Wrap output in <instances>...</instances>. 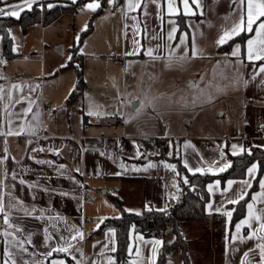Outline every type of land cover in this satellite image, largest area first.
<instances>
[{"label":"crops","instance_id":"1","mask_svg":"<svg viewBox=\"0 0 264 264\" xmlns=\"http://www.w3.org/2000/svg\"><path fill=\"white\" fill-rule=\"evenodd\" d=\"M44 2H48L46 3L48 6L51 3L68 4L72 0H37V3L34 4L43 6ZM202 3L205 15L202 17L182 16L185 28L181 30L188 31L187 25L190 23L199 24L200 31L196 33L197 43L210 56L222 59V54L231 49L219 51L214 41L220 34L221 27L226 23L224 18L231 15L230 0H202ZM12 4H20L23 11L29 10L24 6L23 0H0V7H4L6 11L11 10L8 6ZM158 4L165 5V0H158ZM80 8L77 11H80ZM148 11L151 13L146 18L149 34L153 31L160 32L162 29L166 34L169 28L168 20H177V17L170 18L165 14L164 20L161 21L158 15V5L149 4ZM76 12L63 14L74 15ZM131 16L141 17V14L130 12L128 13L129 18H125L120 12H116L115 28L119 29L118 44L111 43L110 39L106 42L109 37H105L101 44L90 45L83 41L76 46L73 36L68 47L69 54H72V47L75 46L76 52L81 55L83 82L80 88L77 85L76 70L73 67L60 68L61 64L67 62V57L59 58L51 54L48 61L44 56H38L32 50H27L31 54L22 59L30 63L38 61L41 68L39 72L30 70L28 73L20 74L14 69L7 68L13 61L21 59L20 53L13 51L14 56L8 57L12 59L11 63L0 69V76L4 77L0 79V87L4 89L3 93H0L2 96L0 99V131H6L9 122L15 130L18 125L22 123L26 125L32 120L31 113L26 118L22 114L23 109L27 106V100H24L23 103L14 102L15 99L24 97L35 101L33 112L37 111L38 106L41 113L40 129L43 131V136L39 137L37 141L34 136L27 134L21 137L0 136V150L4 149L6 140L8 152L15 158V161H19V164L10 161L7 165L8 168L17 172L25 171L26 174L23 178L29 183H36L40 186L32 190L18 186L13 194L22 197L29 207L35 205L38 209H44V217L48 220V224H45V220H35L25 216L21 210H14L13 216L19 217L18 223L25 229L23 234H18V238L33 233V242L39 245L43 240V227L57 224L58 228L63 231L66 225H78L83 229L85 239L71 241V243L75 245V248L80 249L79 252L73 250V255L80 259L82 264H92L93 261L96 264H107L106 255L113 256V252L104 248L105 244H109L111 247L109 229L103 232L97 231V224L100 225L103 219L93 208L95 201L90 192L93 186H98L102 194L107 195L114 209L117 208L110 200L112 195H117L121 199L125 210L137 212L146 209V205L157 210L163 208L166 200L175 196L178 191L172 181L165 178L164 161L155 159V156L159 154L160 144L163 145L165 155L170 150V145L174 143L183 166L187 160L190 167L207 169L211 166L214 171L216 165L213 162L220 160L221 151L226 153V159L230 161L228 154L232 155V144L243 146L245 149L252 146H264V129H260L264 125V89H261L256 82L250 83L247 88H244L241 83L238 89L227 87L212 104L192 107L190 101L195 95V91L186 86L187 82L193 80L199 82L198 72L208 74L205 76V81L210 79L213 62L193 60L182 67L176 66L168 69L163 61H149L148 57L144 55L126 57L124 53L131 50L133 45L131 31L125 37L124 26L134 23L130 19ZM141 19L144 18L141 17ZM209 22L211 26H209ZM227 23L230 25L231 21ZM32 26L28 27L23 34L25 35ZM200 32L203 33L202 36ZM106 33L107 36L111 33L110 28ZM141 43L147 46L149 42L143 38ZM156 43H161V41H152V45ZM79 49H83V52L81 53ZM57 51L58 54H63V49L58 48ZM0 56L4 55L0 54ZM57 69L59 70L57 71ZM48 70H53L54 73L49 78V84H47ZM232 71V69L227 70L229 75ZM241 73L244 79H248L251 74L249 69H241ZM218 82L221 87L228 83L224 80ZM13 84L20 85V89H14ZM36 85H40V87L35 88ZM73 86H75V91L70 97L69 92ZM33 88L35 91H32ZM145 93L152 98L155 114L149 108L131 123H125V119L133 114L129 102L135 101L138 96L143 97ZM9 95L12 97L11 100ZM66 97L67 99H65ZM181 97L189 101L188 106H185ZM92 102L99 106V111L103 115L99 117L87 115ZM221 112L224 115L221 116L219 114ZM218 116L224 118L223 122L218 119ZM186 124H188L187 128ZM193 127L198 132L197 134L188 133V130ZM27 140L33 141L31 147H44L45 151L29 152L25 146ZM133 141L136 143L133 144ZM186 142H190L191 146L186 147ZM121 143L124 145V150L120 154L118 149ZM137 146L139 147L137 148ZM83 148H87L88 151H82ZM260 148L264 150V147ZM52 149L60 150L61 154L56 155ZM137 151L140 155H137ZM101 152L105 154L101 156ZM30 156L53 163L41 165L30 159ZM60 164L66 167L59 170L57 166ZM121 165H124L125 168H122ZM149 165L155 166L149 167ZM2 167L0 166V168ZM76 167H79L84 174L76 173L74 171ZM115 173L121 174L116 175ZM206 173L212 174L211 172ZM72 177L79 181L83 187L74 183ZM3 178L0 175V179ZM261 178H264V170ZM244 179H248L246 174L243 179L229 180L241 181ZM227 181L221 184L222 188L226 186ZM5 182L9 185V189L4 190L7 203V192L10 190V186L16 182L11 180L10 175ZM45 187L49 189V192L42 191ZM240 187V184L234 185L236 189ZM260 191L258 184L252 194ZM61 192H67L69 195L62 196ZM208 194V202H213L215 207L223 205L222 210L230 209L228 208L230 204L226 203L225 196L221 195L219 190L214 194L209 192ZM32 195H35V200L32 199ZM228 195L230 196L231 193ZM85 197L91 198L92 203L86 204ZM257 207L259 208L261 205L258 204ZM111 212L113 213V209ZM205 212L210 220L208 222H193L190 227L205 223L209 225V228H217V223L211 218L219 213L209 214L206 205ZM119 213L118 210V215L111 217L119 216ZM246 214L245 205V213L241 219ZM84 216H97L100 221H81V217ZM57 217H62L63 220H57ZM226 221L227 218L224 216L225 237L226 230L228 234L235 232L234 226L232 230L228 229ZM1 226L3 231L6 226L2 222ZM64 234L69 235L67 231H64ZM137 236H142L143 241L136 239ZM2 238L3 250L5 247H11L12 238H7L8 243L3 236ZM156 239L144 237L142 234L134 232L133 228L129 231V245H133L134 249L140 248L142 253L140 256L146 258V264H148L147 257L151 255L152 248V244L147 242ZM254 243L255 241L232 242L226 251V239L224 238L222 246L224 249L218 253L220 264H239L243 251H246ZM232 248H235L236 251H231ZM12 251L17 252V249L12 248ZM44 251L46 249L42 247L38 251L29 247V252H34L35 255L19 253L17 259L19 256H23L25 260L29 261V264H32L33 260H43L44 264H49V258L40 255ZM81 252L83 256H81ZM134 254L135 252L131 256L129 255L127 264ZM209 255L211 256V252ZM65 258L62 253H54L52 257V259ZM3 259H7V257L3 256ZM66 259L69 264H75L70 257ZM210 264L212 263L210 262Z\"/></svg>","mask_w":264,"mask_h":264},{"label":"snow or ice","instance_id":"2","mask_svg":"<svg viewBox=\"0 0 264 264\" xmlns=\"http://www.w3.org/2000/svg\"><path fill=\"white\" fill-rule=\"evenodd\" d=\"M73 3H76V0H72ZM34 3H37V0H23V4L29 10L32 9ZM109 10L112 15H115L116 12L125 17H128L130 12H139L141 17L131 16L130 19L134 21L132 25H125L124 35L128 36L129 31L132 35V49L126 51L124 55L127 56H140L144 55L148 57L149 61H163L165 67L172 69L176 66H183L186 63H190L193 60H209L213 62V67L211 70V77L205 81V76L207 73H197L200 77V81H188L187 87L195 91L190 104L192 107L203 106L204 104H212L216 101L219 94H221L227 87L237 88L242 83L244 88H247L248 85L252 82H256L261 89H264V0H230V7L232 8L231 15L224 18L225 25L221 27L220 34L215 39L214 43L217 49L223 48L225 45H228L231 49L222 54V59L214 58L207 54L205 50L200 47L197 43L196 33L200 31L199 24H188V31H182L180 24L175 19H169L168 24L169 28L164 33L163 29L160 32L153 31L151 34L148 33L146 18L151 15L148 11V5H158L161 21L164 20V15L168 17H193V16H204V6L202 0H165V5H159L158 0H106ZM11 10L6 11L4 7H0V16L15 17L20 18V13L24 10L20 4H12L8 6ZM49 8L53 5L49 4ZM84 7L91 11L96 12L98 9L102 8L101 0H89ZM231 21L230 25L227 23ZM203 23V21H201ZM209 26L210 22H209ZM89 24L85 23L81 28V32H87ZM179 33V35H177ZM202 36L203 33L200 32ZM146 38L148 40V45L141 43V39ZM237 38H240V41L237 42ZM14 39V37H13ZM152 41H161V43H156L152 45ZM76 42L80 43V36L77 35ZM17 51V49H13ZM82 53L83 49H79ZM179 53V55H177ZM73 60V55L69 54L67 56V62ZM60 65V68H65L68 66V63ZM6 61L0 59V64H4ZM131 63V62H130ZM79 67V65H76ZM232 69L231 75L228 74L227 70ZM241 69H249L250 76L248 79H244L241 73ZM59 69H57L58 71ZM54 73H49L52 75ZM3 76H0V79H3ZM219 80L227 81L228 83L221 87ZM204 86L201 87L200 85ZM14 89H20V85L13 84ZM40 85H36L35 88H39ZM35 88L32 91H35ZM4 89L0 87V93H3ZM75 91V86L70 90L69 96L72 95V92ZM2 99V96H0ZM9 99L12 97L9 95ZM67 99V97L65 98ZM184 100L185 106H188L189 101L186 98L181 97ZM24 100H27V106L23 109V117H27L30 113L32 114V120L29 121L26 125L20 124L17 129H13L11 122L7 127L6 131H0V136L4 137H21L24 135L36 136L41 127V113L38 110L33 112V105L35 101L24 97L23 99H15V103H23ZM132 107L133 114L125 119V123H131L132 120L136 119L138 116L143 114L146 109H152L153 114H155V108L153 106L152 98H150L147 93L143 97H136L135 101L129 102ZM115 114V113H113ZM221 116L224 113H219ZM88 116L99 117L103 115L99 111V106L94 102L90 103L89 110L87 112ZM264 129V125L261 126ZM5 147L0 150V175L4 178L0 179V219L5 229L0 232V236H3L8 243L7 238L11 237V247H5L2 255L6 256L7 259L0 261V264H29L28 260H25L23 256H17L19 253H25L29 256H34V252H29V247L39 250L40 247L46 249V251L40 253L41 256L49 258V264H69L67 257H70L75 264H82L80 259H77L73 255V250L79 252L80 249L75 248V245L71 241H83L85 239V233L83 229L78 225H66L65 229L62 231L58 228L57 224H49L46 227H43V240L37 245L33 242V233H28L23 238H18V234H23L25 229L18 223L19 217L13 216L14 210H21L24 212L25 216L31 217L35 220H45V224H48V220L44 217V209H38L35 205L29 207L26 205L25 200L17 195H14V190L18 186H22L28 190L40 187L36 183H29L26 179L23 178L25 171L17 172L15 170H10L8 168V163L10 161L19 164V161H15V158L11 156L7 149V141H4ZM136 142L133 141V144ZM33 144L32 140H27L25 143L26 149L29 152H43L45 151L44 147L36 148L31 147ZM186 147L191 146L190 142H186ZM139 146H137L138 148ZM264 147V146H260ZM232 155H238L244 152H247L251 155V149H245L243 146H238L237 144L231 145ZM237 149H239L237 151ZM56 155H60V150L52 149ZM82 151H88L87 148H83ZM105 153L101 152L100 155L103 156ZM137 155H140L137 151ZM30 159L34 160L36 163L44 165L51 164L52 161L40 160L35 156H30ZM223 161V163H221ZM216 165L215 171L210 166L209 168L201 167H190L187 160L184 162V167L193 175L196 173L205 174L206 172H211L212 174H218L226 172L229 168L232 167L231 161L226 159V153L220 152V160L213 162ZM155 165H149V167H154ZM166 167L175 171V165L166 164ZM66 166L60 164L57 166L59 170H63ZM122 168H125L124 165H121ZM139 170V169H135ZM146 170V169H145ZM76 173L83 175L79 167L74 169ZM262 172V165L260 162L251 164L247 168L246 175L248 179L241 181L228 180L226 186L221 187V181L216 180L213 184L208 185V192L215 193L217 190L220 191L221 195L225 196L226 203L230 205L240 204L241 201L245 202L247 214L246 216L239 220L238 223L234 225L235 232L234 234H228L226 230V251L228 250V245L232 242L247 243L248 241H255V243L248 247L246 251H243L242 258L240 259L239 264H264V178L259 179L257 182L261 191L259 193H253L250 200L246 199L249 196L248 189L252 188V182L257 180V174ZM120 175L121 173H115ZM178 176L180 173H176ZM12 181L16 182L10 186V190L7 192V203L5 201V189H9V185L5 182L9 177ZM63 175V172H61ZM74 183L78 184L80 187L83 185L76 181L72 177ZM183 184L189 185V180L187 177L183 178ZM240 184L239 189L234 188V185ZM174 187L178 191H182L179 188L178 184H174ZM192 190H195V186H191ZM42 191L49 192L48 188H43ZM228 193H231L229 196ZM60 195L68 196L69 193L61 192ZM32 199L35 200V195H32ZM173 199H178V197L173 196ZM261 207H257V205ZM167 205L163 208L157 209L160 212H167ZM221 207H215L213 202L206 203V210L209 214L219 213L227 218L226 224L231 225L233 213L236 211L235 208L222 210ZM82 208V205H81ZM147 211H152L153 208L146 205ZM131 211V210H126ZM142 213L136 212V215H141ZM57 220H63L62 217H57ZM83 221V217H81ZM66 224V222H65ZM133 230L135 226L133 225ZM99 228V224H97ZM11 229V231H9ZM51 229V230H50ZM247 231H244V230ZM64 231L69 233L68 236L64 234ZM111 236V247L109 244H105L104 248L115 253L117 251L115 246V229H109ZM136 239L143 241L142 236H137ZM174 239V238H173ZM173 241H169L172 243ZM151 255L147 257L148 264H156V258L159 255V249L164 246V241L160 239L152 240ZM27 245V246H26ZM12 248H16L17 252H13ZM231 251H236L235 248H232ZM135 252L136 256L142 255L140 248L136 247L134 249L133 245L128 246V254L131 256ZM54 253H62L66 257L65 259H52ZM81 256L83 253L81 252ZM258 257V259H257ZM32 264H44L43 260H33ZM92 264H96L95 261ZM107 264H117V260L114 256L107 257ZM132 264H137L136 261H132Z\"/></svg>","mask_w":264,"mask_h":264},{"label":"trees","instance_id":"3","mask_svg":"<svg viewBox=\"0 0 264 264\" xmlns=\"http://www.w3.org/2000/svg\"><path fill=\"white\" fill-rule=\"evenodd\" d=\"M87 0H76V3H51L53 7L49 8L44 2L43 6L33 4L31 10H25L20 13V18L8 16H0V54L13 57L12 51V38L9 34V29L12 26H19L22 33H25L27 28L37 23L43 25L48 24L57 19L63 13H74L81 5ZM103 2V0H101ZM101 9H98L99 12ZM177 22L180 24L181 29L185 28L184 18L177 17ZM240 38H237V42ZM73 60L68 62L67 67H73L77 73V85L80 88L83 79L81 72V55L76 52V47H72ZM229 46L225 45L219 51L228 50ZM77 63V64H75ZM79 65V67H76ZM71 95L70 97H72ZM159 154L155 159H161L164 162L168 161L175 165L179 188L182 191H177L175 195L178 199L170 197L166 200L167 212H160L156 209L147 211L142 209L141 215H136V212L126 211L122 205L121 199L117 195L110 196L111 202L120 211L119 216L104 219L98 232H103L107 229H115V244L117 251L113 256L117 260V264H127L129 259L128 246H129V231L132 226H135L134 232H138L147 238H157L164 241V246L159 249L156 264H195L192 260V251L190 244L195 241L186 236L185 228L193 222H208L209 216L205 212V205L209 200L207 186L214 180H220L221 184L229 179H243L246 174L247 168L253 164L260 162L262 165V172L264 170V150L257 146H252L251 155L247 152L230 155L228 158L232 163V167L226 172L218 174L210 173H196L193 175L189 173L181 163L177 147L174 143L170 145V154L163 153L164 149L159 145ZM261 173L257 174V180L252 182V188L248 190L250 199L253 191L258 186V180ZM187 177L189 185L183 184V178ZM191 186H195L193 191ZM164 206V207H165ZM228 208H235L233 213L232 223L228 225V229L232 230L234 224L239 221L245 213V202L241 201L237 205H229ZM212 221L217 223L216 236L219 238L220 246L224 244L225 238V222L224 216L221 214L214 215ZM174 238V239H173ZM169 241H173L169 243ZM178 253V254H177ZM56 255V254H55Z\"/></svg>","mask_w":264,"mask_h":264},{"label":"rangeland","instance_id":"4","mask_svg":"<svg viewBox=\"0 0 264 264\" xmlns=\"http://www.w3.org/2000/svg\"><path fill=\"white\" fill-rule=\"evenodd\" d=\"M80 11H77L74 15L69 14H62L54 21L43 25L42 23L32 26L27 33L24 35L18 26H12L9 29V34L12 38V51L13 49H17L19 57H21L20 61H13L11 65H9L8 69H14L16 72L28 73L30 70L40 71L41 64L37 61L35 63H30L25 61V58L31 54V52H27V50H32L38 56H44L46 60L49 61L50 55L58 56L59 58L67 57L69 55V44L73 36L75 37V45L88 42L90 45L94 44H101L104 42L105 37H109L108 40H111V43L118 44L119 42V29L115 28V15H112L109 6L106 3V0L102 2V8L99 12H91L87 10L84 5ZM102 14V15H101ZM117 21V19H116ZM85 23L89 24V28L87 32H81V28ZM110 28L111 33L107 36L105 32ZM77 35L80 36V43L76 42ZM14 37V39H13ZM65 43V44H64ZM68 43V44H67ZM64 44V46H63ZM73 44V43H72ZM71 44V46H72ZM70 46V47H71ZM45 48V49H44ZM58 48L63 49V54H58ZM43 49V50H42ZM45 50V51H44ZM43 52V53H42ZM42 53V54H41ZM45 53V55H44ZM49 64V63H47ZM54 69V68H53ZM47 72V84H49V78L53 75H49V73H53V70H48ZM117 76L116 74H114ZM221 111V110H220ZM219 111V112H220ZM189 119V118H186ZM218 119L223 122L224 118L219 117ZM188 124H186V128ZM189 134H197L194 127L188 130ZM162 145V144H161ZM163 148V145H162ZM166 152V151H165ZM164 153V151H163ZM170 152L167 151V155ZM166 164H171L168 161L164 162V166ZM165 170V178L168 181H172L173 184H177V176L176 171L168 167H164ZM177 190V189H176ZM91 195L94 196V209L102 219H106L107 217H111L113 215H118V210L114 209L111 205L110 201L102 194L101 190L98 189V186H93L90 189ZM111 192V191H110ZM172 196V195H171ZM113 209V213L111 210ZM140 212V211H137ZM1 219H0V232H2L1 226ZM190 225L187 226V233L188 238L194 239L195 241L190 244L191 251H192V260L195 264H220V258L218 257V253L223 251V247L221 248L219 243V238L216 236L217 228H209L208 224H197L192 227ZM217 229V230H215ZM211 252V256L209 255ZM3 238L0 236V261L3 260ZM202 253V254H201ZM178 254V253H177ZM111 256L109 254L106 255V258ZM206 256V257H205ZM132 261H136L137 264H146V258L143 256H136L135 254L130 258L129 264H132Z\"/></svg>","mask_w":264,"mask_h":264},{"label":"built area","instance_id":"5","mask_svg":"<svg viewBox=\"0 0 264 264\" xmlns=\"http://www.w3.org/2000/svg\"><path fill=\"white\" fill-rule=\"evenodd\" d=\"M0 59L6 61V63L0 64V69L3 68L4 66H7L8 64H10L11 60H12L11 58L4 57V56H0ZM46 109L48 110L49 108L47 107ZM260 129H262V127H260ZM41 136H43V131L40 129L38 131V134L36 136H34L35 140L37 141L39 139V137H41ZM123 150H124V145H123V143H121V145H120V147L118 149V152L121 154V153H123ZM84 201H85L86 204H91L92 203V199L88 198V197H85ZM83 220H84V222H91V221L98 222V221H100V218L97 217V216L96 217L84 216Z\"/></svg>","mask_w":264,"mask_h":264}]
</instances>
